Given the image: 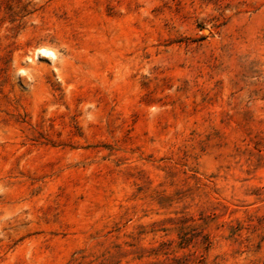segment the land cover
Instances as JSON below:
<instances>
[{
  "label": "rangeland",
  "instance_id": "1",
  "mask_svg": "<svg viewBox=\"0 0 264 264\" xmlns=\"http://www.w3.org/2000/svg\"><path fill=\"white\" fill-rule=\"evenodd\" d=\"M0 264H264V0H0Z\"/></svg>",
  "mask_w": 264,
  "mask_h": 264
}]
</instances>
